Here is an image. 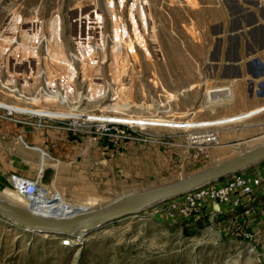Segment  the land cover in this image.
I'll return each mask as SVG.
<instances>
[{"label":"rangeland","instance_id":"374dc122","mask_svg":"<svg viewBox=\"0 0 264 264\" xmlns=\"http://www.w3.org/2000/svg\"><path fill=\"white\" fill-rule=\"evenodd\" d=\"M217 7L215 0H0V120L18 128V139L0 141V199L62 218L264 144V112L244 113L250 105L235 97L233 83L232 101H206L207 91L227 86L217 85L224 62L202 50V13ZM83 116L123 121L125 139L115 145L88 124L64 130ZM56 134L81 146L42 148L43 165L41 152L19 139ZM261 168L264 160L204 186L235 174L264 177ZM13 174L39 177L60 200L31 204L12 187ZM208 202L203 215L184 214L182 194L72 236L0 215V264H264V195L217 213Z\"/></svg>","mask_w":264,"mask_h":264},{"label":"crops","instance_id":"0c3cea01","mask_svg":"<svg viewBox=\"0 0 264 264\" xmlns=\"http://www.w3.org/2000/svg\"><path fill=\"white\" fill-rule=\"evenodd\" d=\"M215 1L218 7L213 11L205 8L200 19L203 29V53L213 62H224L222 79L217 85L225 84L227 86L222 88H231L233 83L235 97L250 105V109L244 113L255 111L254 115H257L264 112V0ZM217 69L215 66V70ZM2 90L0 87V98ZM246 114L241 117L244 118ZM48 134L51 135V131H44L42 136ZM17 135V127L0 120V141L2 138H10L13 141L18 139ZM57 136L58 134L50 141L47 137L28 138L27 142L23 140L22 145L29 151L41 152L42 165L47 156L42 148L57 147L61 143L75 151L79 150L81 144L75 138L70 139L63 134L60 138ZM0 151H3L1 146ZM34 162H37V157ZM261 171L264 173V168H261Z\"/></svg>","mask_w":264,"mask_h":264},{"label":"water","instance_id":"95a60500","mask_svg":"<svg viewBox=\"0 0 264 264\" xmlns=\"http://www.w3.org/2000/svg\"><path fill=\"white\" fill-rule=\"evenodd\" d=\"M261 160H264V144L199 173L180 178L168 184L134 192L102 208L74 213L62 219L36 215L1 199L0 215L32 230L66 236L76 232L79 228L88 227L92 224L98 223L100 227L112 221L132 216L149 204L178 197L185 192L216 181Z\"/></svg>","mask_w":264,"mask_h":264},{"label":"built area","instance_id":"2783aa9c","mask_svg":"<svg viewBox=\"0 0 264 264\" xmlns=\"http://www.w3.org/2000/svg\"><path fill=\"white\" fill-rule=\"evenodd\" d=\"M7 114L10 115L11 111H7ZM51 119L54 121L57 120V118H50L49 120ZM85 124H88L89 132L95 133L98 137L110 138L115 145H119V143L125 139V131L128 127L125 123L107 121L91 122L78 118L74 119L64 130H68V128L75 129V127L86 126ZM91 127H93V130ZM212 138L215 140L214 137ZM10 178L14 190L30 203H33L34 200H37L38 202H44L43 200H46L48 203L53 200H60L57 193L48 192L44 189L39 177L27 178L22 175L13 174ZM253 195L255 197L264 195V177H252L250 175L235 174L231 180L221 186L207 188L203 185L184 193V208L182 209V212L184 214L194 213L203 215V210L206 206L205 204L208 201L212 203V206L208 204L209 209H211L212 212L216 211L214 209L215 206L221 208L223 205H228L229 207H232V209H235L246 204L248 198ZM244 233H246L244 235L245 239H253L252 233L249 231H245Z\"/></svg>","mask_w":264,"mask_h":264},{"label":"bare ground","instance_id":"6f19581e","mask_svg":"<svg viewBox=\"0 0 264 264\" xmlns=\"http://www.w3.org/2000/svg\"><path fill=\"white\" fill-rule=\"evenodd\" d=\"M232 97H233V92H232V90L230 89V88H227V87H225V88H223V89H212V90H210V91H207V100L206 101H208L210 104L211 103H218V104H220V103H224V102H226V100L227 101H232ZM227 103V102H226ZM211 105H213V104H211ZM8 111H15L14 109H10V108H6ZM78 118H80V119H82V120H84V121H86L85 119V117L83 116V117H77L76 119H78ZM102 121V120H101ZM119 122L118 123H123V121H120V120H118ZM194 137V136H193ZM193 137H192V140H193ZM20 139L23 141V139H22V137H20ZM194 142V141H193ZM240 171V170H239ZM238 172V171H237ZM234 173H236V172H234ZM39 174V173H38ZM39 176H41L40 174H39ZM12 182V181H11ZM213 182V181H212ZM211 183V182H210ZM209 184V183H208ZM44 187V189L46 190V191H48V192H54V193H57V191H49L45 186H43ZM17 193V192H16ZM186 193V192H185ZM18 194V193H17ZM184 194V193H183ZM58 195H59V193H58ZM182 195V194H181ZM180 196V195H179ZM24 198V197H23ZM25 199V198H24ZM27 200V199H26ZM28 201V200H27ZM44 202H40V203H42L44 206H47V201L46 200H43ZM36 202H38L37 200H34V202L33 203H36ZM46 202V203H45ZM157 202V201H156ZM33 203H31V204H33ZM155 203V202H154ZM153 203V204H154ZM149 205H152V204H149ZM148 205V206H149ZM19 207V206H18ZM227 207H228V205H223L222 206V208L220 209V207H217V206H215L214 207V209L216 210L215 212H212V213H217V212H219V211H222V209H227ZM20 208H22V207H20ZM22 209H24V208H22ZM232 209V208H231ZM25 210H27V211H29V212H31V213H33V214H36V215H42V216H45V217H51V216H48V215H45V214H39V213H37V212H33V211H31V209H30V207H28V209H25ZM80 212V211H79ZM81 212H85V211H81ZM76 214V213H78V212H72L71 214H69L68 216H70V215H72V214ZM68 216H66V217H68ZM66 217H62V218H66ZM51 218H57V219H62L61 217L59 218V217H51ZM99 225L100 224H98V223H96V224H92V225H90V226H88V227H84V228H79L76 232H78V231H88V230H91V229H95V228H97V227H99ZM34 231V230H33ZM76 232H74V233H72V234H70L69 236H72V235H75L76 234ZM79 237V236H78Z\"/></svg>","mask_w":264,"mask_h":264}]
</instances>
